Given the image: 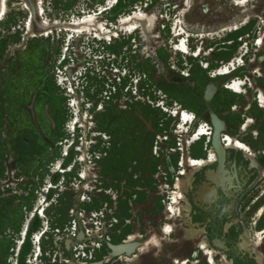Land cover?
<instances>
[{"label": "rangeland", "instance_id": "374dc122", "mask_svg": "<svg viewBox=\"0 0 264 264\" xmlns=\"http://www.w3.org/2000/svg\"><path fill=\"white\" fill-rule=\"evenodd\" d=\"M108 1L4 0L0 264H212L200 244L217 264H264V0H120L98 12ZM133 10L153 23L130 28L120 17ZM96 11L89 29L68 28ZM183 110L195 118L180 133ZM202 124L208 134L188 145ZM210 150L215 162L181 165ZM86 227L109 235L101 248ZM84 246L95 258L77 256Z\"/></svg>", "mask_w": 264, "mask_h": 264}, {"label": "bare ground", "instance_id": "6f19581e", "mask_svg": "<svg viewBox=\"0 0 264 264\" xmlns=\"http://www.w3.org/2000/svg\"><path fill=\"white\" fill-rule=\"evenodd\" d=\"M36 1H38L39 3L41 2V0H36ZM115 1L116 0H109L108 3H106L105 5H101L100 8L102 10H100V12L104 11L108 7H111V5H113V3H115ZM237 1L241 2V0H237ZM243 1H245V0H243ZM5 5L6 4L4 3V0H0V20L4 18ZM42 10H43V8L40 5L39 11H42ZM96 13H97V11L93 12V13H88V14H85L84 16L79 17L76 21L73 22V24H69L68 28H71V29H73V31H77V32H80L83 29H89V26L87 25V22L88 21H94L95 18H96ZM154 19H155V17H153V16L147 17L146 14L143 11H141V10H133L131 13H128V14L123 15V16L120 17V20L122 22H129L130 23V25H129L130 28L137 27L138 26V22H141L142 20H144L146 22V25L149 26V25H151L153 23ZM235 28H237V26H234V27L228 28V29L232 30V29H235ZM37 30L38 29H36V28H32L29 31L31 33H35V32H37ZM44 31H46V30H44ZM44 34H45V32H44ZM178 46H181L183 48L184 52H187L188 46L186 44V40L185 39H183L181 41L180 45H178ZM177 49H178V47H177ZM241 62H242L241 57H239V56L232 57L227 62H225L223 65H221L219 68H217L218 69L217 73L220 74V75L228 74V73H230L232 71V69H235L237 67V65H240ZM242 84H243L242 80L233 79L232 81H230L228 83L227 86L232 91H239L241 89V85ZM259 98H260V101H261V106L264 107V97H263V95L260 94ZM177 113L180 114L179 112H177ZM189 118H190V114L183 110L182 113H181V122L179 124V128H181V129L178 130V132H180V133H184L185 132V130H186L185 127L189 123V121H188ZM248 126H249V121L244 124V128H247ZM205 134H208V132H206V130H205V125L202 124V125L199 126L197 132L195 133V135L192 138V140L188 143V145L190 143H192V142H197V140H199ZM223 140H224V145L225 146H227L228 148H235L237 150L243 151L245 155H247L249 158L252 159V163L256 165V162L253 159V155L251 154V152H252L251 148L248 146V144L244 143L239 138L232 137L230 134H227V133L223 134ZM184 147H185V145H184ZM215 161H216L215 154L213 153L212 150H210L209 154L207 155L206 158L191 157V156H184L183 155L182 160H181V165L182 164L184 165V164L187 163L189 166H202L205 163H213ZM11 172H12L11 169L8 168V174L10 176L12 174ZM0 184L1 185H6L7 182H4L3 180H0ZM182 184L183 183H180V186H182ZM179 197H181V196H178V197L176 195L173 196L172 202H177ZM261 211H262V209L259 210L258 215L261 214ZM258 234L259 235H258L257 241L259 242L261 239H263L262 237H264V228H262L258 232ZM33 235L34 234H32V236ZM35 238L38 239L39 238V234H37L35 236ZM20 242H22V241L20 240ZM199 248L203 249V251L205 252V254L208 257V260L212 264H217L216 261L214 260V254H213L212 250H209L203 244H200ZM182 263H186V260H183Z\"/></svg>", "mask_w": 264, "mask_h": 264}, {"label": "built area", "instance_id": "2783aa9c", "mask_svg": "<svg viewBox=\"0 0 264 264\" xmlns=\"http://www.w3.org/2000/svg\"><path fill=\"white\" fill-rule=\"evenodd\" d=\"M256 43V42H255ZM260 43L261 42H258V43H256L257 45H260ZM247 47V46H246ZM195 118V116H192V117H190L188 120H189V123H191L192 121H193V119ZM205 125L206 126H208V124L207 123H205ZM243 125H244V123H243ZM242 125V126H243ZM209 128H210V130H211V126H208ZM211 132V131H210ZM82 177V176H81ZM84 178V177H83ZM99 215H94V217L96 218V220L101 224L102 223V218H99L98 217ZM93 220V219H92ZM110 222V224H111V226H113L116 222H117V220L115 219V217H112L111 218V220L109 221ZM86 233H87V235L89 236V238H90V236L91 237H93L94 238V240L92 241V244L93 245H96V247H98V248H101V246L103 245V241H104V239H105V236L106 237H108L109 238V235H107V233H105V232H103V231H101L100 230V232H99V234H97L96 236H94L93 235V232L91 231L92 230V227H86ZM72 230H73V232H75L76 231V220H74L73 221V223H72ZM89 233H91V234H89ZM75 249H77L78 250V254H77V256L78 257H80V254L81 253H83V258H86V257H88V255H89V258L91 259V258H95V255H94V253H93V251L95 250V247L94 246H92V249H93V251H91L90 249L88 250V248L86 247V246H84V247H82V249H81V251H80V249H79V247H76ZM90 252V253H89ZM89 253V254H88Z\"/></svg>", "mask_w": 264, "mask_h": 264}, {"label": "trees", "instance_id": "16d2710c", "mask_svg": "<svg viewBox=\"0 0 264 264\" xmlns=\"http://www.w3.org/2000/svg\"><path fill=\"white\" fill-rule=\"evenodd\" d=\"M128 1V3H130L131 1H133V0H127ZM120 2V0H116L115 1V3H114V5H111V7L109 8V9H114V7L116 6L115 4H118ZM108 8H106L104 11H106V10H108Z\"/></svg>", "mask_w": 264, "mask_h": 264}, {"label": "water", "instance_id": "95a60500", "mask_svg": "<svg viewBox=\"0 0 264 264\" xmlns=\"http://www.w3.org/2000/svg\"><path fill=\"white\" fill-rule=\"evenodd\" d=\"M106 7V6H105ZM100 10H102L101 8H99L97 11H99L100 12Z\"/></svg>", "mask_w": 264, "mask_h": 264}]
</instances>
